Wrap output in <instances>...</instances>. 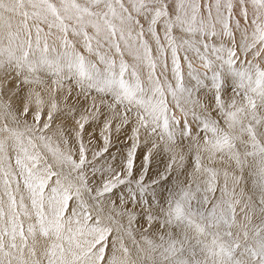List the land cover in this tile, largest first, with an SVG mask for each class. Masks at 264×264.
Listing matches in <instances>:
<instances>
[{
	"label": "snow or ice",
	"instance_id": "obj_1",
	"mask_svg": "<svg viewBox=\"0 0 264 264\" xmlns=\"http://www.w3.org/2000/svg\"><path fill=\"white\" fill-rule=\"evenodd\" d=\"M0 264H264V0H0Z\"/></svg>",
	"mask_w": 264,
	"mask_h": 264
},
{
	"label": "rangeland",
	"instance_id": "obj_2",
	"mask_svg": "<svg viewBox=\"0 0 264 264\" xmlns=\"http://www.w3.org/2000/svg\"><path fill=\"white\" fill-rule=\"evenodd\" d=\"M93 127L95 128V131H96V137H95V140H96V142H97V146H99V144L102 143V142L100 141V138H99V130H100V126H99V125H95V126H93ZM93 127H90V128H89V131H92V130H93ZM123 140H124V134H123V133H121L120 136H119V141H120V142H117V138H116V135H115V133H114L113 141H114V145H115V146L111 149V152H112V153H116L117 148H121V149H123L124 145H123V143H121ZM161 166H162V165H161Z\"/></svg>",
	"mask_w": 264,
	"mask_h": 264
}]
</instances>
